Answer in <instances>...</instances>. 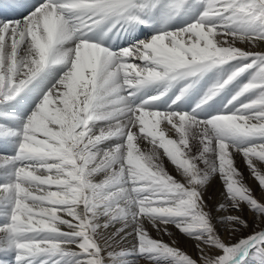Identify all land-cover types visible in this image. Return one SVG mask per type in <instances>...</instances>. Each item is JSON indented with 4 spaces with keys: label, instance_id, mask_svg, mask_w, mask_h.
<instances>
[{
    "label": "snow or ice",
    "instance_id": "1",
    "mask_svg": "<svg viewBox=\"0 0 264 264\" xmlns=\"http://www.w3.org/2000/svg\"><path fill=\"white\" fill-rule=\"evenodd\" d=\"M0 16V264H264V0Z\"/></svg>",
    "mask_w": 264,
    "mask_h": 264
},
{
    "label": "rangeland",
    "instance_id": "2",
    "mask_svg": "<svg viewBox=\"0 0 264 264\" xmlns=\"http://www.w3.org/2000/svg\"><path fill=\"white\" fill-rule=\"evenodd\" d=\"M241 46H243V45H241ZM254 50H260V49H254ZM0 154H5V153L0 152ZM237 163H238V166L240 167V169L244 172V175L247 178V182L249 184L253 181L256 182L253 178H251L249 176V173H248L247 169L245 168L244 162L239 157H237ZM165 164H166V167L169 169V171H172L173 166L170 163H168L167 161H165ZM173 174H174V171H173ZM221 191H222V188H221L220 180L218 178L213 179L212 184H210V186L208 188V191L206 193L205 198L208 199V201L211 205H215L217 201L222 199ZM257 193H259V189L257 190ZM149 230H150L151 235L154 238L163 239L164 241L171 243L169 236H167V235L161 236L154 229H151V228ZM172 231H175V230L173 229ZM177 240H178V244H177L178 247H180L182 250L186 251L188 254H190L194 258L197 257V249L194 246L193 241L186 240L185 238H183L179 234H177ZM139 264H145V262L143 260H141V261H139Z\"/></svg>",
    "mask_w": 264,
    "mask_h": 264
},
{
    "label": "bare ground",
    "instance_id": "3",
    "mask_svg": "<svg viewBox=\"0 0 264 264\" xmlns=\"http://www.w3.org/2000/svg\"><path fill=\"white\" fill-rule=\"evenodd\" d=\"M6 15L19 18V17H18V14L15 13V12H8V13H6ZM0 18H2V16H0ZM262 47H264V46H262ZM149 147H150V146H149ZM170 166H171V165H170ZM171 167H172V166H171ZM172 171H173V167H172ZM214 179H217V178H214ZM218 179H219V178H218ZM211 184H212V182H211ZM216 184H217V183H216ZM250 185H251L253 188H256V189L258 190V188H257V182H254V181H253V182L250 183ZM220 200H221V199H220ZM248 219H249V220L252 219V217H251L250 214H249V216H248ZM119 226H120V225H116V227H119ZM110 231H115V229H111ZM223 235H224V238H225V239H229V238H230L228 232H224ZM121 244H122L123 247L130 248V247H131V238H129L127 241H123V242H121Z\"/></svg>",
    "mask_w": 264,
    "mask_h": 264
}]
</instances>
